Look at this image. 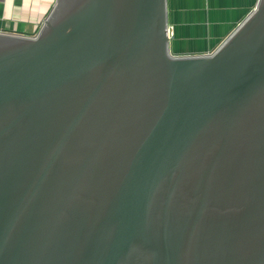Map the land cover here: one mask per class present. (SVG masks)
<instances>
[{"label": "water", "instance_id": "1", "mask_svg": "<svg viewBox=\"0 0 264 264\" xmlns=\"http://www.w3.org/2000/svg\"><path fill=\"white\" fill-rule=\"evenodd\" d=\"M0 264H264V0L201 55L167 0L0 31Z\"/></svg>", "mask_w": 264, "mask_h": 264}, {"label": "crops", "instance_id": "2", "mask_svg": "<svg viewBox=\"0 0 264 264\" xmlns=\"http://www.w3.org/2000/svg\"><path fill=\"white\" fill-rule=\"evenodd\" d=\"M55 0H0V31L34 34ZM258 0H167L173 55L211 53Z\"/></svg>", "mask_w": 264, "mask_h": 264}]
</instances>
